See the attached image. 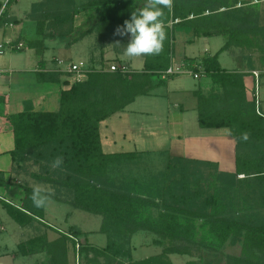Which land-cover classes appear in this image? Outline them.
I'll return each mask as SVG.
<instances>
[{"label":"trees","instance_id":"1","mask_svg":"<svg viewBox=\"0 0 264 264\" xmlns=\"http://www.w3.org/2000/svg\"><path fill=\"white\" fill-rule=\"evenodd\" d=\"M49 2H65L66 0H46ZM17 2L9 0L8 5ZM72 3L73 1L70 0ZM110 2V3H109ZM72 5V4H71ZM101 12L100 22L97 29L104 38L116 33V29L122 26L125 20L131 18L136 10L128 3L113 4L109 0H98L91 4ZM38 6L32 7L28 18L37 23V33L42 39L28 42L30 49H35L39 56L44 57L46 53L45 38L64 39L68 32L74 29L71 13H59L54 15V25L57 27V34L47 35L45 32V20L37 15ZM180 5L177 0H173L172 14L164 11L162 17L166 31V39L163 42L162 50L159 54H148L145 57V68L143 71H132L124 75L122 73H109L99 71L92 67L93 71L88 74L87 80L74 84L71 88L61 91L59 112H36L28 106L23 112L7 116L15 135V150L12 153L14 161L22 163L25 157L27 161L41 163L48 158H63L61 164L66 171V178H54L49 175L33 173L31 176L40 183L52 184L68 190H72L75 200L71 203L75 208L91 214L103 217L100 233L110 235L118 234L122 237L131 235L139 229L150 230L162 233L164 237H172L173 232L170 219L171 214H184L191 218H198L212 222L211 231L218 235L224 242L231 237L236 240L246 232V248L253 244L255 238H264V226H255L242 219H233L221 216L218 212H208L209 208H216L213 198H206L202 188L201 170L206 166L216 164L206 161L189 160L184 158H173L167 166V173L164 175L165 181L169 183V196L164 197L161 204L139 196L125 195L107 190L100 185L99 172L105 173L109 163H118L122 160H135L139 158L137 154H116L106 155L102 151L100 139V123L109 119L119 112L126 111L140 96H148L157 87L166 82L160 80L159 72L167 70L171 65L173 56L172 40H174L175 27H191L198 36H213L212 32L204 30L199 21L188 19L190 15H196L192 10L185 14L180 12ZM200 13L196 15L201 16ZM180 22H176L177 20ZM173 22L170 27L169 23ZM251 33L264 37V28L253 30ZM249 32L239 29H230V40L228 46L233 44H249L253 40L249 37ZM85 37L81 35L79 40ZM78 41V40H77ZM71 44H68L69 47ZM219 54L212 57H205L203 61L206 75H209L216 84L226 86L235 78H243L244 75L231 73L221 67ZM193 62L195 59H187ZM92 64V63H91ZM45 60H41L40 66L44 68ZM106 65L102 66L105 68ZM64 74L60 72H40L37 75L38 82L61 84ZM154 79L159 83L154 84ZM67 85L68 82H65ZM198 99V115L200 127L203 129L228 128L232 137L238 142L237 171L236 173L220 172L221 177L236 179L243 174L242 161L239 157V150L242 145H246L251 138L260 137L264 134V109L257 112L256 104H251V111L244 113L237 109L235 102L227 96L211 92L206 95L202 90L195 93ZM247 133L248 138L243 139V134ZM93 160V162H91ZM98 172H92L94 169ZM86 173V174H85ZM264 171L258 172L262 175ZM6 181L0 177V186ZM25 197L18 207L4 202L0 199V204L6 209L8 215L20 226L27 227L34 222H42L45 217V207L37 208L31 199L33 189L23 186ZM49 199L62 201V198L46 191ZM204 199L205 208L195 209L194 205ZM132 202L135 205L158 207L164 211L161 218L164 219V227L146 228L138 226L130 228L125 217L131 215L133 211L125 212V217L119 219L118 213L122 211L117 205L120 202ZM48 202V201H47ZM67 203V202H65ZM73 235L79 237L81 232L73 230L70 233H61L60 237L50 242L48 237L41 235L19 244V254L27 257L38 253L46 252L50 260L46 264H71L70 243L74 242L69 237ZM252 239V242H251ZM92 251L101 260H92L93 264H126L118 256L131 257V253L117 249L113 243H108L105 248H96L90 245H82L81 253ZM182 254L175 248H168L162 255L152 256L144 260L132 261L129 264H172L167 256ZM230 258L228 264L236 261ZM238 262H243L240 259ZM253 263V262H252Z\"/></svg>","mask_w":264,"mask_h":264},{"label":"rangeland","instance_id":"2","mask_svg":"<svg viewBox=\"0 0 264 264\" xmlns=\"http://www.w3.org/2000/svg\"><path fill=\"white\" fill-rule=\"evenodd\" d=\"M72 1V3L70 0H66L63 3H53L46 0L21 1L20 6L28 8L29 12L32 11V7L38 6L36 8L39 9L37 15L45 20L44 25L47 35L57 34V27L53 22L55 14H58V12L71 13L74 25L73 31L68 32L64 39L59 37L55 39H51L50 37L45 38L46 57L50 59L58 57L65 59L67 62L73 61L76 63L84 61L92 63L91 66L95 68H101L103 65L105 66L111 62L129 66L130 60L133 58L126 56L124 49L129 42L130 36H119L115 33L106 38L102 37L97 29L101 12L96 6L89 5L98 0ZM109 1L113 4L125 2L136 9L142 8L146 4V0ZM177 2L180 5L179 10L183 14L189 10H192L196 15L203 13L199 17L190 15L188 19L203 20L199 21L202 28L216 35L211 37L219 38L223 42L221 45L225 43L221 53L224 54L226 52V59L222 57L221 61L223 65L221 64V67L226 66L228 72L244 75L243 78L231 80V83L226 86L214 83V80L209 75H206L201 79L199 86L206 87V82H208L210 86L204 91L206 95L211 92L223 94L235 102L237 109L242 110L244 113L251 111V104H253L254 98L249 100L247 97L244 77L248 75L246 72L251 70H264V37L251 33L253 30L264 28V0H259L256 6H251L254 0H177ZM164 11H168L171 15L172 7L171 9L164 8ZM172 24L173 22L169 23L170 26H173ZM175 29L174 39H176ZM230 29L249 32V37L253 40L252 44L249 47L238 45V43L228 46ZM84 34L85 37L79 40L80 36ZM40 38L42 39L41 36ZM200 38L204 37L200 36ZM68 44L71 45L68 47ZM209 46L213 54V49L216 48V45L211 44ZM176 48L178 53L179 46L177 44L175 47L174 40H172L174 54ZM203 49L204 47L201 46L200 49L198 48V52L192 54L189 50L187 54L189 56L199 55L197 58L202 59L205 58V54L201 53ZM34 50L27 48L16 53L18 54V63L26 61V54H31ZM214 53L215 55L220 54V52ZM235 61L237 62L236 64ZM133 67L137 69L139 66L134 62ZM186 77L189 78V82L198 83L191 76H181V78ZM154 80L155 82H159L157 79ZM38 91L43 92V89H35L30 86L19 87L18 92H16V98L19 99L25 95H30L31 97L29 98L32 99V95L34 97L40 95ZM60 98L61 91L53 96L52 103L50 102L47 107H38L39 110L36 112H59L61 109ZM261 104V109L263 110L264 81L261 84ZM27 107L28 101H25L24 110ZM239 157L242 161L243 174L239 175L236 179L221 177L219 175L220 171L214 166H206L201 170L205 199L213 198L217 206L215 209L209 208L208 212H218L223 217L242 219L251 225L264 226V173L262 175L258 174V172L264 171V134L260 137L251 138L246 145H242L239 150ZM26 159L27 157L24 158L21 164H23L22 168L26 173L24 181L25 183L27 182V185L36 183L42 189L55 194L57 198L60 196L67 203L75 200L72 190L52 184L34 182L35 179L31 176L33 173H36L49 175L54 178H66L67 173L62 165L59 167L54 166L55 159L48 158L41 163L27 161ZM92 172L97 173L98 170L95 168ZM166 173L167 167L157 166L150 163V161L148 162L144 157H139L135 160H122L118 163H109L105 173L99 172V181L100 185L109 191L139 196L156 201L158 204L160 202L161 204L163 198L169 196L168 191L170 190L169 183L165 181L164 177ZM53 204L50 205V211L59 212L63 208V206ZM116 206L122 210L118 213L119 219L125 217V212H129L130 214L133 211L131 215L125 217L130 228H135V223L138 226L146 228L158 227L162 230L164 227V219L161 218L164 211L161 208L151 206L139 207L132 202L123 201L117 203ZM194 208L204 209V199L198 201L194 205ZM3 214V223L6 229L4 228L0 232V237L9 236L11 234L10 230L13 227L25 228L22 235H19L20 241H26L36 235L34 230L30 231L28 227H22L17 224L8 215L7 211H4ZM72 219L78 223L83 231H94L90 239H80L82 245H91L87 241L90 240L91 242L92 239V242L98 246L113 243L117 249L131 253V257L118 256L120 260L127 264L139 259H145L146 257L162 255L168 248H175L182 252V254L167 256L168 261L172 264H228L230 258L243 261H232V264H264V238H255L253 244L247 248L245 244L246 232L236 240L234 237H231L223 242L218 235L211 231L212 222L191 218L184 214H171V218L169 219L172 231L174 232L172 237L167 238L162 233L159 234L144 229H139L125 237L115 233L105 235L100 233L103 217L87 213L83 210L75 211ZM53 227L63 234L71 232V230H64L67 229L65 224L58 225L61 229L56 226ZM46 229L48 227L45 226L44 230L46 231ZM49 230L51 231L52 229ZM61 233L58 234L61 235ZM70 250L73 254L71 264H77V255L73 243H70ZM92 260H97L98 262L100 260L101 262L105 261L103 257L97 258L92 251L81 253L80 264H93ZM25 262V264H30L29 260ZM19 264L24 263L20 261Z\"/></svg>","mask_w":264,"mask_h":264},{"label":"crops","instance_id":"3","mask_svg":"<svg viewBox=\"0 0 264 264\" xmlns=\"http://www.w3.org/2000/svg\"><path fill=\"white\" fill-rule=\"evenodd\" d=\"M21 1L17 0V2L8 5L9 0H0V43L20 40L30 42L41 39L37 33V23L28 18L30 12L28 8L20 6ZM258 3L259 0H254L251 6H256ZM177 22L180 20L178 19ZM175 28L176 39H174V43L175 47L178 44L179 48L178 53L177 48L175 54L174 50L172 52L177 62H184L187 59H200L197 58L199 55L189 56L187 52L190 50V53L194 54V52H198V48L203 46L204 49L201 53H204L205 57H212L215 55L214 52H220L218 59L223 65L221 59L222 57L226 59V52L223 54L221 50L225 43L221 45L223 42L219 38L216 39L217 37L211 36H201L204 38H200L191 27ZM211 44L216 45L213 54L209 46ZM251 44L238 45L249 47ZM16 53L18 52L13 51L0 56V177L6 181L4 185L0 186V199L19 208L25 197L23 186L35 188L38 185L25 183L26 173L22 168L23 164L19 163L18 165L13 159L15 135L7 116L23 112L25 101H28V106L35 111L39 110L38 107H47L50 102L52 103L53 96L62 90L71 88V84L65 75L62 77L61 84L38 82L37 75L40 72H59L58 59L60 58L50 59L46 55L42 57L34 50L31 54H26V61L18 63V54ZM131 58L133 59L130 60L129 67L134 71H143L145 68L144 55ZM43 59L46 62L44 68L40 66ZM61 60L65 61V59ZM134 62L139 66L137 69L133 67ZM88 64L91 65V63ZM222 68L228 69L226 66ZM254 72L260 74L261 84L264 81V70L246 72L248 75L244 77V84L249 100L253 98L254 93ZM188 79L187 77L172 78L153 90L150 95L138 97L126 111L116 113L109 119L102 121L100 123V139L103 153L106 155L137 154L144 157L148 162L164 168L173 158L206 161L216 164L220 172L236 173L238 142L232 137L230 129H203L200 127L198 99L195 93L199 90L204 92L210 85L206 82V87L199 86L201 80L198 83H191ZM65 82L68 84L66 85ZM153 82L155 85L159 83L155 80ZM27 86L35 89L42 88L43 92L38 91L40 95L36 97L32 95V99L29 98L30 95L17 99L16 92H18L19 87ZM34 182L38 183L37 180ZM51 204L63 206V208L59 212L50 211ZM77 210L80 209L75 208L71 203L54 199L48 200L42 222H34L27 226L30 231L36 232L32 238L45 235L50 242L55 241L60 237L58 233L61 232L53 226L60 228L58 225L65 224L67 226L65 231L79 230L81 232L79 239H90L94 231H83L78 223L72 219ZM4 211L6 209L0 204V232L5 228L3 223ZM45 226L48 227L46 231L44 230ZM11 229L9 236L0 237L2 238L0 240V264H19L20 261L25 264V261L28 260L30 264L49 262L50 256L46 252L27 257L20 255L19 244L25 241H20L19 235H22L25 228L13 227ZM92 241L88 240L87 243L96 248L107 246V244L98 246ZM69 257L72 263L73 254L71 250ZM147 258L149 257L145 259Z\"/></svg>","mask_w":264,"mask_h":264},{"label":"clouds","instance_id":"4","mask_svg":"<svg viewBox=\"0 0 264 264\" xmlns=\"http://www.w3.org/2000/svg\"><path fill=\"white\" fill-rule=\"evenodd\" d=\"M173 0H146L144 7L133 11L131 18L125 20L122 26L116 29L119 36H130L124 49L128 57H139L148 54H159L163 42L166 39V31L162 17L164 8L171 9ZM243 139L248 134H243ZM63 163L62 157H57L54 166L59 167ZM33 204L37 208L46 207L49 194L46 190L37 186L31 196Z\"/></svg>","mask_w":264,"mask_h":264},{"label":"built area","instance_id":"5","mask_svg":"<svg viewBox=\"0 0 264 264\" xmlns=\"http://www.w3.org/2000/svg\"><path fill=\"white\" fill-rule=\"evenodd\" d=\"M29 48V44L26 40H20L16 42H1L0 43V56H4L7 52H20ZM59 72L67 76L71 86L77 83L84 82L88 78V74L93 71L90 65L87 62H67L61 59H58ZM99 71H106L109 73H122L124 75L132 73V70L126 64H120L116 62H111L106 65L105 68H98ZM181 76H191L195 80L199 81L206 76V70L201 59H198L193 62H177L174 56L171 58V65L165 71L159 72V78L162 81H169L172 78L181 77ZM255 76V86L253 98L256 104L257 112L260 113L261 109V81L260 74L254 72ZM261 114V113H260ZM69 237L74 242V250L77 255V264H80L81 260V248L82 243L78 237L69 235Z\"/></svg>","mask_w":264,"mask_h":264}]
</instances>
